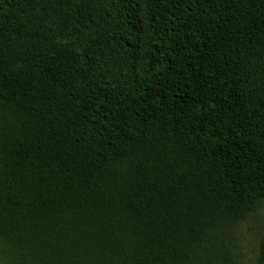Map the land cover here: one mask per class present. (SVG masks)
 <instances>
[{
    "label": "trees",
    "instance_id": "1",
    "mask_svg": "<svg viewBox=\"0 0 264 264\" xmlns=\"http://www.w3.org/2000/svg\"><path fill=\"white\" fill-rule=\"evenodd\" d=\"M263 205L264 0H0V264H228Z\"/></svg>",
    "mask_w": 264,
    "mask_h": 264
},
{
    "label": "rangeland",
    "instance_id": "2",
    "mask_svg": "<svg viewBox=\"0 0 264 264\" xmlns=\"http://www.w3.org/2000/svg\"><path fill=\"white\" fill-rule=\"evenodd\" d=\"M263 237L264 205L230 230L226 241L228 264H258Z\"/></svg>",
    "mask_w": 264,
    "mask_h": 264
}]
</instances>
